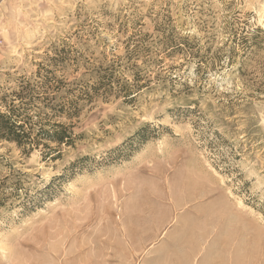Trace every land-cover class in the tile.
<instances>
[{"label":"rangeland","instance_id":"rangeland-1","mask_svg":"<svg viewBox=\"0 0 264 264\" xmlns=\"http://www.w3.org/2000/svg\"><path fill=\"white\" fill-rule=\"evenodd\" d=\"M43 69L74 143L0 140V264H264V0H0V111Z\"/></svg>","mask_w":264,"mask_h":264},{"label":"trees","instance_id":"trees-1","mask_svg":"<svg viewBox=\"0 0 264 264\" xmlns=\"http://www.w3.org/2000/svg\"><path fill=\"white\" fill-rule=\"evenodd\" d=\"M46 70V69H43ZM46 74L38 73L34 83L27 82L23 90L16 94V99L20 103L16 104L13 100L9 105L5 106L4 111H0V140L14 143L25 154L31 153L35 148L43 146L50 151H54L47 142L61 145H72L74 143L73 133L63 124L51 123L52 115L42 111L38 105H33L31 99L35 91L42 90L45 94L48 90H53V78L48 75L50 71L46 70ZM113 76V75H111ZM106 80L102 78L101 81ZM104 83H99L104 86ZM57 90H62L60 87ZM87 93H82L81 98H87ZM40 98V97H38ZM90 98V97H89ZM55 98L45 96L44 100L48 105L46 109L51 110L53 116L63 114L68 117H74L78 114L77 107L73 105H54Z\"/></svg>","mask_w":264,"mask_h":264},{"label":"bare ground","instance_id":"bare-ground-1","mask_svg":"<svg viewBox=\"0 0 264 264\" xmlns=\"http://www.w3.org/2000/svg\"><path fill=\"white\" fill-rule=\"evenodd\" d=\"M118 196V195H117ZM240 203V206H243V204L241 203V202H239ZM130 231V230H129ZM188 258V257H187ZM187 260V259H186Z\"/></svg>","mask_w":264,"mask_h":264}]
</instances>
